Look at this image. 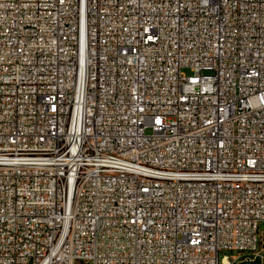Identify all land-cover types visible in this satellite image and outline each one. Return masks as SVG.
Listing matches in <instances>:
<instances>
[{"label": "built area", "instance_id": "1", "mask_svg": "<svg viewBox=\"0 0 264 264\" xmlns=\"http://www.w3.org/2000/svg\"><path fill=\"white\" fill-rule=\"evenodd\" d=\"M263 223L264 0H0V264H264Z\"/></svg>", "mask_w": 264, "mask_h": 264}, {"label": "water", "instance_id": "2", "mask_svg": "<svg viewBox=\"0 0 264 264\" xmlns=\"http://www.w3.org/2000/svg\"><path fill=\"white\" fill-rule=\"evenodd\" d=\"M263 249H264V244H263ZM242 264H261V259L260 257H257L254 262H244Z\"/></svg>", "mask_w": 264, "mask_h": 264}, {"label": "rangeland", "instance_id": "3", "mask_svg": "<svg viewBox=\"0 0 264 264\" xmlns=\"http://www.w3.org/2000/svg\"><path fill=\"white\" fill-rule=\"evenodd\" d=\"M187 73H188V72H187ZM149 133H150V131L148 130V131H147V134H149ZM260 229H261V231H264V223L260 225Z\"/></svg>", "mask_w": 264, "mask_h": 264}]
</instances>
